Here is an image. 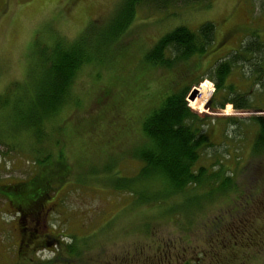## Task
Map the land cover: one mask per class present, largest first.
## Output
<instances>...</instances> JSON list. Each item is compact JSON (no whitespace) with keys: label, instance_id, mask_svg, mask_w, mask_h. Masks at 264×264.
Here are the masks:
<instances>
[{"label":"rangeland","instance_id":"obj_1","mask_svg":"<svg viewBox=\"0 0 264 264\" xmlns=\"http://www.w3.org/2000/svg\"><path fill=\"white\" fill-rule=\"evenodd\" d=\"M122 1L0 0V105L5 104V97L12 106L25 98L24 104L10 108L6 120L0 117V186L24 183L44 175L46 169L39 166V161L47 154L51 156L53 169L62 168L59 178L52 174L53 186L60 182L62 185L56 188L46 206L48 215L37 210V220L40 218L44 227L39 222L36 230L38 234L52 232L60 243L38 252L31 248L24 254L19 244L16 210L0 199V264L27 261L30 264H183V260H175L176 249L169 251L174 241L182 248L185 260L194 257L201 264H215L214 257L198 256L201 252L212 253V248L204 245L205 239L220 249L232 222L237 230L235 239L226 238L223 243L227 249L216 250L215 258L219 254V259H236L234 264H264V240L258 230L264 217V157L250 155L257 134L252 117L263 115L257 108L264 109V89L252 78L248 79L251 66H234L225 81L226 86L239 94H251L252 106L247 110L226 105L222 111H211L207 103L214 86L211 94L205 86L209 97L202 110L191 108L190 91L197 90L204 82L212 83L209 79L192 86L186 96L193 112L208 117L207 135L218 149L214 156V149L204 151L195 169L204 166L211 173L210 166L215 165L224 172H233L240 194L232 191L206 203L204 215L196 214L198 224L186 227L184 217L169 221L152 206L141 205L128 193L118 192L112 186L114 178L137 173L133 152L143 140L141 121L161 97L211 76L208 69L232 50H238L246 38L256 36L264 42V5L258 0H201L164 10L139 8L120 39L123 52L107 57L103 67L82 68L72 86L71 104L49 128L47 145L44 143L39 148L27 135L17 138L5 135L16 121L10 120L11 116L21 106H28L26 97L17 93L21 90L13 87L5 92V89L24 81L31 95L35 81L43 74V59L56 41L66 45L87 30L91 35L88 45L97 36L109 37ZM204 22L213 23L212 46L218 47L202 59L192 58L184 77L180 76L185 70L182 66L168 70L144 64L147 50L162 35L180 25L196 30ZM31 70L34 74L29 76ZM197 99L201 101V95ZM234 122L239 123L233 125ZM146 188L151 190L150 184ZM241 194L245 198L239 199ZM181 204L186 207L188 203L182 200ZM223 214L225 223L220 227L203 228L205 223ZM35 218L30 216L29 223ZM71 240L81 249L88 246L78 252L81 259L77 255L67 257L66 244ZM259 241L263 243L261 247H257ZM23 255L28 258H21Z\"/></svg>","mask_w":264,"mask_h":264},{"label":"trees","instance_id":"obj_2","mask_svg":"<svg viewBox=\"0 0 264 264\" xmlns=\"http://www.w3.org/2000/svg\"><path fill=\"white\" fill-rule=\"evenodd\" d=\"M192 1L200 2L201 0H123L120 14L113 19L111 26L113 33L109 37L108 35L97 36L94 42L88 45L91 35L87 30L74 42L72 40L66 45L65 42L56 41L51 46L49 55L43 59V74L35 81L31 95H29V89L26 91L24 81L23 84L16 82L5 89V92H9L13 87L21 90L17 93L24 95L28 102L26 108L21 106L17 113L13 117L11 116L10 120L16 121L8 131L9 133L5 134L7 138L27 135L28 139L39 148H42L44 143L47 145L49 143V128L53 123L56 124L59 113L71 104L72 86L82 68L88 65L103 67L106 65L104 60L107 57L110 59L115 53L123 52L119 45L120 39L132 24L139 8L150 6L156 10H164L169 6L190 4ZM258 2L264 5V0H258ZM214 38L215 29L211 22L202 23L196 30L184 25L177 26L162 35L153 47L147 50L143 62L151 68L159 67L168 70L182 66L185 70L180 76L184 77L189 71L192 58L202 59L217 49L218 46L215 49L212 46ZM239 65H245L247 68L251 66V76L248 79L252 78L254 83L260 84L262 90L264 89V42L259 41L256 36L248 37L241 43L238 50H232L229 56L216 61L208 69V73H212L211 76L195 80L185 87H178L165 98L161 97L158 105L146 113L141 121L143 140L133 152L134 161L138 163V171L132 177L114 178L113 188L118 192L128 193L141 205L152 206L169 221L175 217H184L187 222L186 227L190 224H198L199 216L196 214L203 213L204 215L203 209L206 203L209 204L213 200L225 197L232 191L240 194L233 172H224L215 168V165L210 166L211 173H208L207 167L204 166L195 169L204 151L214 149V156L218 149L211 143L207 135L208 117L193 112L186 102L190 88L197 86L204 79H209L215 88L210 99L209 109L211 111L222 110L226 105H228L227 108L231 105L236 110L251 108L250 93L239 94L233 87L225 84L232 68ZM195 66L193 65V67ZM32 74L34 72L31 70L29 76ZM204 84L209 87L211 94L210 83L204 82ZM142 87L141 85V89ZM200 95L201 101L197 99ZM208 97L209 90L204 85H200L196 90L195 98L190 101L191 108L202 110ZM4 99L6 100L5 104L0 105V117L4 120L11 112V107L25 103V98H22L17 101L15 106H12L7 97ZM257 109L258 112L264 113V109ZM252 121L257 127V134L250 147V155L262 158L264 157V115L252 117ZM238 123L234 122L233 125ZM36 163L34 161L33 165ZM39 166H44L46 169L44 175L35 176L24 183L0 186V199H3L10 208L16 210L21 235L19 244L25 251L24 254L27 251L30 252L31 248L35 249L34 252H38L60 243L52 232L45 231L38 234L36 230L37 223L40 222V218L37 220L39 212H44V216L48 215L46 206L52 201V195L56 188L62 185L60 182L57 187L53 186L52 174L53 176L58 175L59 178L62 168H52L50 154L45 155L39 161ZM148 184L151 187L149 191L146 188ZM242 198H245V195L241 194L239 199ZM182 200L188 203L186 207L181 204ZM33 215L36 218L31 224L29 220ZM224 219L223 214L221 217L205 223L203 228L220 227L225 223ZM40 223L44 227L43 221ZM259 224V236L264 240V217ZM236 232L232 222L228 226L227 236L220 245L223 250L228 247L223 242L226 238L231 237L229 241L235 239ZM170 244L173 247H170L169 251L171 252L172 249L177 251L175 260H183V264H201V261L198 262L194 257L185 260L184 252L182 248H178L177 242L174 241ZM262 244L259 241L257 247H261ZM204 245L212 248V253L201 252L198 257H214L215 264L235 263L236 259L231 257L219 259L218 254V257L215 258L216 250L221 248H216L206 239ZM87 248L88 246H84L81 249L75 245V241L72 243L71 240L70 244H66L67 257L77 255V258L81 259L78 252H83ZM240 248L237 250L239 251ZM165 255L168 256L169 253ZM25 256L23 255L21 258L27 259L28 257ZM16 264L30 263L27 261V263L18 262Z\"/></svg>","mask_w":264,"mask_h":264},{"label":"water","instance_id":"obj_3","mask_svg":"<svg viewBox=\"0 0 264 264\" xmlns=\"http://www.w3.org/2000/svg\"><path fill=\"white\" fill-rule=\"evenodd\" d=\"M191 96H190V100H193L194 98H195V96H196V90L195 89H193L192 91H191Z\"/></svg>","mask_w":264,"mask_h":264},{"label":"bare ground","instance_id":"obj_4","mask_svg":"<svg viewBox=\"0 0 264 264\" xmlns=\"http://www.w3.org/2000/svg\"><path fill=\"white\" fill-rule=\"evenodd\" d=\"M201 85H204V86H207V85H205L204 83H202ZM208 87V86H207ZM209 88V87H208ZM210 90V89H209Z\"/></svg>","mask_w":264,"mask_h":264}]
</instances>
